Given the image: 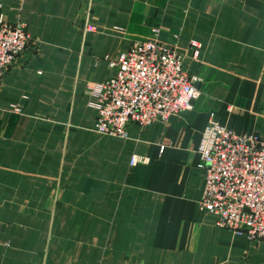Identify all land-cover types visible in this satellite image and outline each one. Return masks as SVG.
I'll list each match as a JSON object with an SVG mask.
<instances>
[{"label":"crops","instance_id":"crops-1","mask_svg":"<svg viewBox=\"0 0 264 264\" xmlns=\"http://www.w3.org/2000/svg\"><path fill=\"white\" fill-rule=\"evenodd\" d=\"M0 16L32 39L0 83V264H51L70 248L92 264H264V243L199 212L196 154L211 113L264 139V0H0ZM155 28L200 103L124 138L96 134L90 85Z\"/></svg>","mask_w":264,"mask_h":264},{"label":"built area","instance_id":"built-area-1","mask_svg":"<svg viewBox=\"0 0 264 264\" xmlns=\"http://www.w3.org/2000/svg\"><path fill=\"white\" fill-rule=\"evenodd\" d=\"M93 30L85 24V31ZM158 33L152 29L148 40L133 42L117 61H109L116 70L113 78L90 85L96 134L124 138L129 125L166 124L201 96L198 79L184 69V56L161 42ZM31 43L26 21L7 23L0 16V83L9 69L22 64ZM188 48L197 61L201 42L191 39ZM196 154L203 172L199 212L213 215L218 228L244 235L249 244L264 243V139L238 135L211 113ZM147 162L140 155L130 158L131 166Z\"/></svg>","mask_w":264,"mask_h":264},{"label":"rangeland","instance_id":"rangeland-1","mask_svg":"<svg viewBox=\"0 0 264 264\" xmlns=\"http://www.w3.org/2000/svg\"><path fill=\"white\" fill-rule=\"evenodd\" d=\"M198 99H200V97H198L197 100ZM199 103L200 100H198V104ZM58 261L61 262V264H92L88 249L75 250L74 248H70V251L65 252L63 256H58L57 253H55L53 257H51L50 263L56 264Z\"/></svg>","mask_w":264,"mask_h":264}]
</instances>
